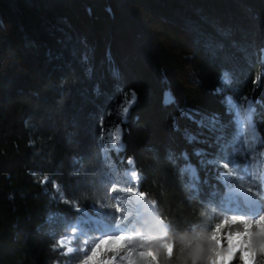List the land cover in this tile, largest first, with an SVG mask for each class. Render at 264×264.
Wrapping results in <instances>:
<instances>
[{"label":"trees","instance_id":"1","mask_svg":"<svg viewBox=\"0 0 264 264\" xmlns=\"http://www.w3.org/2000/svg\"><path fill=\"white\" fill-rule=\"evenodd\" d=\"M263 61L264 0H0V264H62L56 239L91 208L110 225L100 137L130 93L110 147L173 245L152 264H205L230 215L217 164L237 133L227 98L250 102L264 153Z\"/></svg>","mask_w":264,"mask_h":264},{"label":"rangeland","instance_id":"2","mask_svg":"<svg viewBox=\"0 0 264 264\" xmlns=\"http://www.w3.org/2000/svg\"><path fill=\"white\" fill-rule=\"evenodd\" d=\"M222 82L226 84L227 80L223 78ZM132 97L133 94L130 93L127 100L124 101L123 97L114 106L111 111V122L103 130L100 137L103 146L101 157L109 169L114 172V181L108 189L112 203L111 216L113 220L108 225L106 219L101 217L98 209L91 208L93 218L81 217L71 221L66 226L64 233L56 239L54 245V250L64 259L62 264H82V260L90 254L92 247L106 236L124 234L135 238L134 243L128 248L122 249L118 253L102 251L97 258L98 260H106L114 257L112 264H127L125 257L133 248H135L133 259H135L136 264H152L153 260L150 257L139 258L136 256V252L145 251L149 248L164 252L161 245L168 244L164 242L165 226L160 225L152 215L153 205L144 201L141 195L136 192L139 176L138 174L136 177L132 176L135 170H133L131 161H124L125 169L123 170L121 165L116 166L112 162L111 153L113 152L110 145H113L115 150L118 149L121 138L119 141H115L110 133L114 132L117 126L120 127V124L124 122L128 112L124 113L123 109L131 107L133 104ZM249 103L245 108H241L231 103L228 98L226 99L227 106L232 110V118L237 133L228 154L230 164L227 165L220 161L217 163L218 166L224 168L222 171L218 170V177L226 188L225 194L220 198V204L224 209L230 211V215L227 218H222V222L234 218L254 221L261 214H264V153L257 154L251 149V144H254L258 137L251 122ZM183 170L190 180H195V173L191 167H184ZM45 182L46 179H43L42 183ZM52 192L56 198L61 197L57 187H52ZM228 226H232L234 229L224 233L243 230V226ZM256 231L253 229V232ZM142 239L148 240L143 248L139 247ZM65 240L70 241V244L64 246L62 242ZM253 240L252 252L255 253L253 264H261L264 251H261L256 244L264 238L254 237ZM69 248H72L73 251L69 252ZM205 264H212V258L208 255ZM233 264H245V260L237 257Z\"/></svg>","mask_w":264,"mask_h":264},{"label":"snow or ice","instance_id":"3","mask_svg":"<svg viewBox=\"0 0 264 264\" xmlns=\"http://www.w3.org/2000/svg\"><path fill=\"white\" fill-rule=\"evenodd\" d=\"M135 101L136 97L133 93L132 97ZM128 108H124V113L128 112ZM121 129L119 126L115 129L114 132H111L110 135L115 141H119L121 138ZM133 177L137 176L136 172L132 173ZM131 191V189H130ZM143 197V194H140ZM117 211L119 209L117 208ZM237 223L243 225V230L239 232H228L224 233V229L227 225H236ZM264 224V216L259 217L254 221H246L242 218H234L232 220H225L212 231L210 236L207 238V249L206 254L211 258H219L226 261V264H233L238 258H244L245 252H251L252 258H254L255 253L252 252L254 245V237L264 238V231H262L258 226ZM253 229H256V232H253ZM133 237H129L124 234L106 236L100 239L94 247H92L89 255H86L82 260V264H88L89 261H96L97 264H104L105 261H109L112 264L114 257H111L106 260H98V256L103 252L108 253H118L120 250L128 248L129 245L134 243ZM148 243L147 239H142L139 243V247L143 248L144 244ZM256 244V243H255ZM104 246H107L106 248ZM256 246L264 251V240H259ZM164 249L166 256L171 257L173 251V245L164 244L161 245ZM133 252L135 248L128 252V255L125 257L127 259V264H136L135 259H133ZM202 253H205V250L198 249L194 252V255L199 257ZM159 252L151 248L146 249L145 251L136 252V256L139 258L150 257L153 261L156 259ZM223 254V255H220Z\"/></svg>","mask_w":264,"mask_h":264},{"label":"clouds","instance_id":"4","mask_svg":"<svg viewBox=\"0 0 264 264\" xmlns=\"http://www.w3.org/2000/svg\"><path fill=\"white\" fill-rule=\"evenodd\" d=\"M264 216V214H261L259 217H262ZM237 226H243L239 223L236 224ZM262 231H264V224H261L258 226ZM69 252H72L73 249L72 248H69L68 249ZM220 255H223V254H220ZM181 260H183L184 258L181 257L180 258ZM245 260V264H253V258H252V255H251V252H245V255H244V258ZM88 264H97L96 261H89ZM104 264H110L109 261H105ZM212 264H226V261H224L223 259L216 257V258H212ZM261 264H264V258L261 259Z\"/></svg>","mask_w":264,"mask_h":264},{"label":"bare ground","instance_id":"5","mask_svg":"<svg viewBox=\"0 0 264 264\" xmlns=\"http://www.w3.org/2000/svg\"><path fill=\"white\" fill-rule=\"evenodd\" d=\"M131 164H132V162H131ZM132 167H133V164H132ZM134 170V169H133ZM139 176V175H138ZM139 181V180H138ZM152 215H153V217L155 218V219H157V217H155L156 215H155V212H154V208L152 207ZM158 220V219H157ZM158 222L160 223V225H161V222L158 220ZM162 225H163V223H162ZM163 226H165V225H163ZM62 244L64 245V246H66V245H69L70 244V241H68V240H65V241H63L62 242Z\"/></svg>","mask_w":264,"mask_h":264}]
</instances>
